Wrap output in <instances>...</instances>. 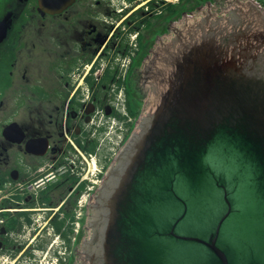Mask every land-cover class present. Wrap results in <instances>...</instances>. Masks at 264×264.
<instances>
[{
    "label": "flooded vegetation",
    "instance_id": "obj_1",
    "mask_svg": "<svg viewBox=\"0 0 264 264\" xmlns=\"http://www.w3.org/2000/svg\"><path fill=\"white\" fill-rule=\"evenodd\" d=\"M188 2L0 0L1 264H82L93 202L150 106L159 47L209 12L179 9Z\"/></svg>",
    "mask_w": 264,
    "mask_h": 264
},
{
    "label": "water",
    "instance_id": "obj_2",
    "mask_svg": "<svg viewBox=\"0 0 264 264\" xmlns=\"http://www.w3.org/2000/svg\"><path fill=\"white\" fill-rule=\"evenodd\" d=\"M247 1L157 48L82 264H264V17Z\"/></svg>",
    "mask_w": 264,
    "mask_h": 264
},
{
    "label": "rangeland",
    "instance_id": "obj_3",
    "mask_svg": "<svg viewBox=\"0 0 264 264\" xmlns=\"http://www.w3.org/2000/svg\"><path fill=\"white\" fill-rule=\"evenodd\" d=\"M198 1L199 0H189L188 3H184L183 6H180L179 9H183V10H186V11L187 10H193L195 4H197ZM213 1L214 0H201L202 4L204 5L203 6L204 9H206L205 7L207 6V4L210 6V8H208L209 12L221 8V7H215L214 4H213ZM216 1H218L220 3H223V4L224 3H228L229 4L232 0H216ZM248 1H250L256 7V9L262 13V15L264 17V0H248ZM208 2H210V3H208ZM188 19H191V18H188ZM0 264H1V261H0Z\"/></svg>",
    "mask_w": 264,
    "mask_h": 264
}]
</instances>
